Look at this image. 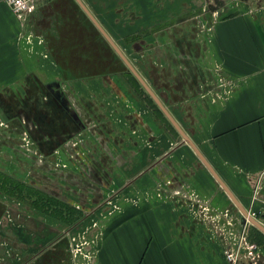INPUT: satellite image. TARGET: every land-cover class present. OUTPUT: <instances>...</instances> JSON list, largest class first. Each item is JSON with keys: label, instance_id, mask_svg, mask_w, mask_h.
Here are the masks:
<instances>
[{"label": "crops", "instance_id": "1", "mask_svg": "<svg viewBox=\"0 0 264 264\" xmlns=\"http://www.w3.org/2000/svg\"><path fill=\"white\" fill-rule=\"evenodd\" d=\"M61 1L40 3L31 16L28 30L46 29L41 51L53 53L47 9ZM218 3L215 18L206 0L107 3V34L159 102L133 73L118 84L125 70L97 74L93 102L79 97V168L69 169L79 171L90 264H228L227 233L215 225L238 233L249 212L257 214L249 236L264 264V231L254 224L264 228V0ZM20 30L0 0L4 91H33L42 84L34 76L55 75L42 55L20 54ZM43 137L44 153H61L54 139L63 138ZM111 190L118 194L106 204Z\"/></svg>", "mask_w": 264, "mask_h": 264}, {"label": "rangeland", "instance_id": "2", "mask_svg": "<svg viewBox=\"0 0 264 264\" xmlns=\"http://www.w3.org/2000/svg\"><path fill=\"white\" fill-rule=\"evenodd\" d=\"M83 2L105 31L113 29L106 8L109 0ZM206 2L212 9L207 12L215 18L213 12L220 10V0ZM47 12L55 26L49 29L53 53L40 49L46 45L41 33L45 27L34 33L28 30L34 13L25 18L15 16L21 26L15 45L20 54L42 55L55 75L47 82L34 76L35 82L42 84L33 91L0 88V264H84L79 241L91 243L93 237L90 226L79 225V171L69 169H75L72 165L79 168V124L75 116L79 97L93 102L97 74L107 70H125L128 76L124 80L121 77L118 84L137 77L75 0H62ZM132 73L135 77L130 76ZM104 87L99 93H107ZM65 120L69 123H65L67 134L73 133L54 139L58 140L56 151L61 153H44L43 136L64 138L60 125ZM54 128L58 130L51 131ZM60 154L67 166L60 162ZM17 181L19 187L14 184ZM80 229L85 238L79 240Z\"/></svg>", "mask_w": 264, "mask_h": 264}, {"label": "built area", "instance_id": "3", "mask_svg": "<svg viewBox=\"0 0 264 264\" xmlns=\"http://www.w3.org/2000/svg\"><path fill=\"white\" fill-rule=\"evenodd\" d=\"M6 3L11 10L13 11L14 15L19 18H25L31 13H34L40 3L49 2L51 0H2ZM167 183L171 184V181ZM259 187L256 188V193H258ZM118 194L117 191L111 190L107 194L106 204H111L114 197ZM81 206L79 205V209ZM207 209V208H204ZM86 214L90 215L88 210H85ZM257 216L256 212H249L248 216L242 220L240 231L233 232L223 228L222 226L216 224L215 229L220 230L222 233H227V248L225 251L226 259L228 264H238L242 260H251L254 264H262L261 260H263V254L261 253L260 246L251 241L249 236V225L253 224V219ZM215 222V221H214ZM229 224L233 226L234 224L229 221ZM82 233H79V240L85 238V234L82 236ZM89 243V242H86ZM86 243L79 241V253L81 254L86 262V264H90L89 260L92 256L90 250L85 251ZM90 244V243H89ZM85 264V263H84Z\"/></svg>", "mask_w": 264, "mask_h": 264}, {"label": "water", "instance_id": "4", "mask_svg": "<svg viewBox=\"0 0 264 264\" xmlns=\"http://www.w3.org/2000/svg\"><path fill=\"white\" fill-rule=\"evenodd\" d=\"M83 9L87 12V14L90 16V18L94 21V23L97 25V27L102 31L104 36L109 40V42L112 44V46L115 48V50L119 53V55L123 58V60L127 63V65L130 67V69L133 71V73L139 78V80L142 82V84L146 87V89L150 92V94L155 98L157 102L159 100L155 96V94L151 91V89L147 86V84L144 82L143 78L137 73V71L133 68V65L129 62V60L125 57V55L121 52V50L118 48V46L115 44V42L109 37L107 32L102 28V26L99 24V22L95 19V17L91 14V12L87 9V7L83 4L81 0H78ZM254 224L258 225L260 229L264 231V228L257 222Z\"/></svg>", "mask_w": 264, "mask_h": 264}, {"label": "trees", "instance_id": "5", "mask_svg": "<svg viewBox=\"0 0 264 264\" xmlns=\"http://www.w3.org/2000/svg\"><path fill=\"white\" fill-rule=\"evenodd\" d=\"M16 186H18L19 187V182L17 181V182H15L14 183ZM18 184V185H17ZM75 213L77 212L76 210L74 211ZM79 216H80V214H79ZM79 220H80V217H79Z\"/></svg>", "mask_w": 264, "mask_h": 264}, {"label": "flooded vegetation", "instance_id": "6", "mask_svg": "<svg viewBox=\"0 0 264 264\" xmlns=\"http://www.w3.org/2000/svg\"><path fill=\"white\" fill-rule=\"evenodd\" d=\"M72 133H73V132H72ZM72 133H71V134H72ZM71 134H70V133H69V135H68V134H65L63 137L66 138L67 135L70 136ZM64 138H63V139H64Z\"/></svg>", "mask_w": 264, "mask_h": 264}]
</instances>
